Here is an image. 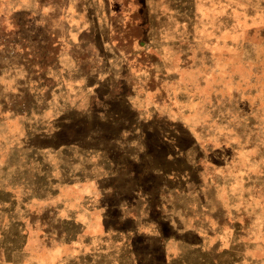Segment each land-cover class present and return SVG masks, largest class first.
Here are the masks:
<instances>
[{
    "label": "rangeland",
    "instance_id": "1",
    "mask_svg": "<svg viewBox=\"0 0 264 264\" xmlns=\"http://www.w3.org/2000/svg\"><path fill=\"white\" fill-rule=\"evenodd\" d=\"M0 264H264V0H0Z\"/></svg>",
    "mask_w": 264,
    "mask_h": 264
}]
</instances>
